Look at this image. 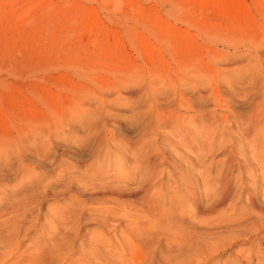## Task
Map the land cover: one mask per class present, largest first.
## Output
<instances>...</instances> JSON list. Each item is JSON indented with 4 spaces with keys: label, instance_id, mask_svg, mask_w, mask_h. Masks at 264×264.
Here are the masks:
<instances>
[{
    "label": "rangeland",
    "instance_id": "rangeland-1",
    "mask_svg": "<svg viewBox=\"0 0 264 264\" xmlns=\"http://www.w3.org/2000/svg\"><path fill=\"white\" fill-rule=\"evenodd\" d=\"M197 65L221 73L219 97L253 92L264 0H0V264H264L258 217L237 220L253 186L199 221L175 175L155 176L141 200L142 176L117 149L172 101L180 67ZM104 136L115 142L99 147ZM251 138L239 143L248 157ZM217 149L213 175L228 154Z\"/></svg>",
    "mask_w": 264,
    "mask_h": 264
},
{
    "label": "bare ground",
    "instance_id": "bare-ground-1",
    "mask_svg": "<svg viewBox=\"0 0 264 264\" xmlns=\"http://www.w3.org/2000/svg\"><path fill=\"white\" fill-rule=\"evenodd\" d=\"M181 68L186 70L177 76L178 84H173L172 101H167L166 108H153L149 121L141 128L137 139L125 140L117 148L122 153L130 154L126 155L133 163L130 176H142L140 199L149 203L154 198L144 192L155 176L175 175L181 184L174 186L171 183V186L187 193L186 201L192 204L195 219L206 222L225 214L236 187L245 182V190L253 187L247 195L248 210L237 220L249 222L251 216H256L258 220L254 219L248 224L252 233L261 232L264 229V76L260 78L262 81L255 78L253 92L236 93L233 89L228 94L221 90L222 96L219 97L216 94L220 90L217 78L221 73L204 65ZM222 69L226 77L237 71L233 66ZM241 75L232 78L240 80L247 77ZM156 93L153 91L152 97ZM246 96L251 97V105L241 108L237 99ZM156 100L158 98L155 97ZM163 130L168 131L163 133ZM227 133H231L232 137H228ZM159 138L174 148L173 153H166L157 147ZM249 138L254 140L246 146L252 152L250 157L245 154V147L239 144L246 139L249 141ZM152 140L157 146L153 145ZM113 142L114 137L104 136L100 138L98 146ZM221 147L228 150V154L222 168L217 175H213L214 152ZM113 151L108 147L104 152L108 154ZM204 167H209V174L201 176V179L199 172ZM99 177L102 180L104 175L100 173ZM212 182H217L216 188L210 190L208 186ZM257 187L263 191L261 195Z\"/></svg>",
    "mask_w": 264,
    "mask_h": 264
}]
</instances>
